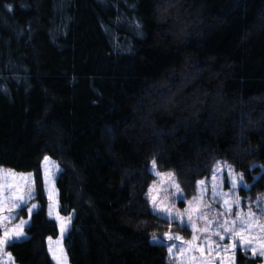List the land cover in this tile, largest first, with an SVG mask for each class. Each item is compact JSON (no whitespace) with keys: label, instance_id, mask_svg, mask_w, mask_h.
Returning a JSON list of instances; mask_svg holds the SVG:
<instances>
[{"label":"trees","instance_id":"trees-1","mask_svg":"<svg viewBox=\"0 0 264 264\" xmlns=\"http://www.w3.org/2000/svg\"><path fill=\"white\" fill-rule=\"evenodd\" d=\"M45 156L69 264H168L152 237L183 231L150 209L153 159L189 198L218 163L263 197L264 0H0V167L40 205L16 264H54Z\"/></svg>","mask_w":264,"mask_h":264},{"label":"snow or ice","instance_id":"snow-or-ice-1","mask_svg":"<svg viewBox=\"0 0 264 264\" xmlns=\"http://www.w3.org/2000/svg\"><path fill=\"white\" fill-rule=\"evenodd\" d=\"M155 169L156 160L153 159L149 171L157 176L168 177L171 181L169 187L174 188L178 193L181 192L180 185L176 183L173 172L159 173ZM58 170L59 166L50 163L49 157L45 156L43 158L40 177L41 189L47 192V199L50 202L48 205L49 216H52V205L56 204L58 206V200H56L58 190L55 187V173ZM222 171L223 169L218 163L215 172ZM215 172L212 176L213 181L217 179ZM227 174L231 195L223 193L217 184L212 183L211 185V200L221 203L223 211H217L211 208L210 204L204 202L203 194L207 191L205 180L197 181V185L201 188V195L193 198L196 201L194 205L189 202L190 207L185 209V212L189 213L186 221H182L180 213L173 214L172 208L165 205L156 196H149L152 212L158 218H162L169 225L173 222H179L180 227L188 229L191 233V240L189 241H185L183 237L176 234H164L168 240L180 241L179 245L169 244L166 247L170 254H173L174 248L176 249V258H186V261H182V264H235L238 246L245 253L250 251L253 257L264 258V224L259 223L260 219L264 218V202L258 201L259 215L254 213L250 206L247 213H244L236 190L243 188L247 192L250 191V188L243 182V175H234L230 166H228ZM35 184V177L32 173H16L11 169L0 168V264H15L14 257L7 249L9 246H15L21 238H26L24 228L28 224L27 220L19 218V213L15 210L22 209L26 211L28 219H31L33 210L37 208L35 203L30 204V201L34 198ZM179 199L181 202H185V197L182 194ZM202 206L208 208L209 212L213 214L211 219L208 213L201 210ZM233 207L237 209L235 214L232 211ZM193 214L196 220L193 219ZM233 216L235 218H232ZM18 219L19 222L13 224L12 227L7 226ZM55 219L60 222L62 238L71 217H61L57 212ZM197 220L204 223L203 228L198 226ZM238 224L239 226H237ZM200 234H204V239L200 238ZM49 240H51V237H49ZM224 241H227V243H224ZM152 242L165 246L155 235L152 237ZM49 251L53 253L52 258L56 261V264H66L62 248L59 252L51 248ZM197 253L199 255H196Z\"/></svg>","mask_w":264,"mask_h":264},{"label":"rangeland","instance_id":"rangeland-1","mask_svg":"<svg viewBox=\"0 0 264 264\" xmlns=\"http://www.w3.org/2000/svg\"><path fill=\"white\" fill-rule=\"evenodd\" d=\"M50 163H54L55 165H58L59 166V164L56 161L52 160V159H50ZM219 165L223 169L222 172H215V169H216L215 168L209 177L203 179V180L206 181V187H207V191L203 194V200H204L205 203L210 204L211 208L216 209L217 211H223V209L221 207V203L213 202L211 200V197H212V187H211V185H212V183L217 184V186L220 188V190L223 193H228L229 195H231V189L229 187V177H228V174H227L228 173V166L225 165V164H219ZM0 168H3L5 170H7L4 167H0ZM150 168H151V164H150ZM231 169L233 170L232 167H231ZM41 171H42V163H41ZM60 171H61V168L59 166V170L55 173V176H56V179H55V187H56V180H57V177H58ZM155 171L156 172H159V173H167V172H169V171H162V170L158 169L157 166H156ZM214 172H215V174L217 176V179L215 181L212 180V176H213ZM16 173H20V172H16ZM233 174L238 176L240 173H237V172H235L233 170ZM152 175H153V180L151 181V183L149 185V188H148V200H149V196L150 195L156 196L165 205H167V206H169V207L172 208L173 214L180 213L181 214L182 221H186L187 218H188L189 213L185 212V209L190 207L189 202H191L192 205H194L196 203V201L193 198L194 197H199L201 195V188H200V186H197L198 189H197L196 194L194 196H192V197L189 198L188 196H186L184 194V192L181 189V186H180L181 192H179V193L176 192V190L174 188H170L169 187V184L171 183V181L168 179V177H166V176H157L154 173H152ZM175 180H176V183H178V181L176 179V176H175ZM243 182L246 183V181H245L244 178H243ZM247 185L250 188V185L249 184H247ZM56 189H57V187H56ZM242 191H245V190L243 188H238L236 190L238 196L240 197L241 208H242L243 212L244 213H247L248 208L250 206L251 209H252V211L254 213H256L257 215H259V211H258L259 204H258V201L264 202V196L263 197H258V198L252 199L250 194H247V196H246V195H244L242 193ZM181 194L185 197V202H181L180 201L179 196ZM44 195H45V199H46V203H47L46 204L47 217L49 219L53 220L56 223L57 227H58V236L56 238H52L51 237V240H49V238H47V250H48L49 256H50L52 262L54 264H56V261L53 260V258H52L53 253L50 252L49 249L51 248V249L59 252V250L62 248L63 249V252L65 254L66 264H69L68 255L66 253L65 246H64V239H65L67 233L69 232V230L71 228V224H72V220H73V215H70V216H62L59 213V215L61 217H71V221H70V223L67 224L66 230L64 231L63 237L61 238V234H60V222L55 219L57 212H59V203H58V206L56 204H53L52 205V216H49L48 215V211H49L48 205H49L50 202L47 199V192L46 191H44ZM33 196H34V198L30 201V204L31 203H35L37 205V208L33 210L32 215L35 212H37L39 210V208H40V205H39V203L36 200V188L34 190ZM217 199L219 200V197ZM56 200H58V196L56 197ZM149 206H150V209L152 211V208H151V205L150 204H149ZM201 210L204 211V212H206V213H208L210 219L212 218L213 214L211 212H209V209L208 208H204L202 206L201 207ZM232 211L235 214V212L237 211V209L235 207H233V210ZM15 212H18L19 213V218H23V219H25V220L28 221V224L24 228L25 236L27 238L26 229L30 225L31 219L30 220L28 219V216L26 214V211H24L22 209H16ZM32 215H31V218H32ZM232 218H235V217L233 216ZM193 219L196 220V217H195L194 214H193ZM18 222H19V219L16 220V221H13L12 224H8L7 226L8 227H12L13 224L18 223ZM196 222H197V224H198L199 227H201V228L204 227V223L202 221H198L197 220ZM173 223H175V224H177L179 226V222H173ZM259 223L260 224H264V218H261L260 221H259ZM237 226H239V224ZM180 229L183 232H177L176 230H174V228H171L166 233H171V234L179 235V236L183 237V239L185 241L191 240V233H190V231L188 229H185V228H182V227H180ZM164 234H162L161 236H157V239L160 240V241H162L165 246L166 245H169V244H174V245H179L180 244V241L179 240H168L165 237ZM26 238H21V240L19 242L24 241ZM200 238L201 239H204V234H200ZM213 239H215V237H213ZM224 243H227V241H224ZM7 251H9V247H8ZM239 251H241L242 253H245L238 246L237 249H236V256H237V253ZM245 254H248V255L252 256L250 251L247 252V253H245ZM176 255L177 254H176V249L175 248L173 249V254H170L168 252L167 263L168 264H182V261H186V258L185 257L176 258ZM196 255H199V254L197 253ZM256 257H258L261 260L260 264H264V258H260L259 256H256ZM235 264H236V259H235Z\"/></svg>","mask_w":264,"mask_h":264}]
</instances>
